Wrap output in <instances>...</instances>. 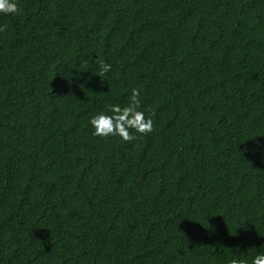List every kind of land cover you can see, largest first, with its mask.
Wrapping results in <instances>:
<instances>
[{
    "label": "trees",
    "instance_id": "1",
    "mask_svg": "<svg viewBox=\"0 0 264 264\" xmlns=\"http://www.w3.org/2000/svg\"><path fill=\"white\" fill-rule=\"evenodd\" d=\"M19 7L0 15V264H250L264 244V0ZM132 87L153 131L93 136L89 115Z\"/></svg>",
    "mask_w": 264,
    "mask_h": 264
},
{
    "label": "clouds",
    "instance_id": "2",
    "mask_svg": "<svg viewBox=\"0 0 264 264\" xmlns=\"http://www.w3.org/2000/svg\"><path fill=\"white\" fill-rule=\"evenodd\" d=\"M20 0H0V15H17L21 9ZM7 24H0V33L6 31ZM96 71L94 75L99 77L112 71V64L104 59L95 61ZM141 91L132 87L127 98V103L105 102L99 111H95L88 117V123L92 128V135L102 138L119 137L122 141L137 139L136 134L146 135L153 131L154 122L145 111L141 110ZM255 151L264 153V143L256 141ZM256 248V247H253ZM257 249V248H256ZM228 264H249V259L242 256H233ZM250 264H264V244L259 251L251 257Z\"/></svg>",
    "mask_w": 264,
    "mask_h": 264
}]
</instances>
